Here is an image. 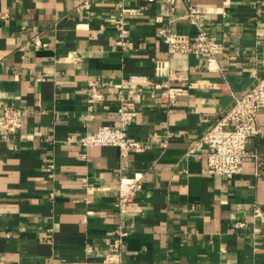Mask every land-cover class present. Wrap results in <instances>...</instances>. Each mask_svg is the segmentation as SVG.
<instances>
[{"label":"crops","instance_id":"crops-1","mask_svg":"<svg viewBox=\"0 0 264 264\" xmlns=\"http://www.w3.org/2000/svg\"><path fill=\"white\" fill-rule=\"evenodd\" d=\"M192 1L224 43L211 68L168 53L162 28L196 30L170 23L167 0H0V107L24 110L17 133L0 130V264H110L117 185L139 173L121 264H264V108L249 142L259 159L241 174H210L205 149L192 153L264 81V0ZM160 82L180 92L161 96ZM120 107L137 112L129 135L143 150L69 140L117 126Z\"/></svg>","mask_w":264,"mask_h":264},{"label":"built area","instance_id":"built-area-1","mask_svg":"<svg viewBox=\"0 0 264 264\" xmlns=\"http://www.w3.org/2000/svg\"><path fill=\"white\" fill-rule=\"evenodd\" d=\"M92 0H83L81 8H88ZM123 1V0H119ZM155 2L156 0H149ZM185 10L176 13L175 7L178 0H167L169 5L170 23L177 20H187L195 27V34L175 32L172 27L162 28L159 33L168 46V53H194L207 57L208 67L211 68L219 54L224 51L221 37L212 32L208 27L209 15L193 3L192 0H182ZM162 20L161 17H158ZM121 35L125 32V23L117 22ZM147 78L130 75V83L144 82ZM96 82H91L90 94L93 100L103 99V94L97 89ZM157 88H164L161 96L169 94L174 96L179 89L171 88L167 82L156 84ZM93 107V103L90 108ZM264 108V81H258L246 91L235 96L231 107L214 123L196 142L192 153L205 149L207 172L233 178L243 172L248 162H256L259 154L249 147L250 140L260 133L259 115ZM2 119L0 130L4 134L13 135L22 126L24 110L12 104L0 107ZM120 122L117 126L102 125L95 132L86 133L79 137L71 136L69 140L75 141L83 147L92 145L117 146L121 155L127 156L132 151H141L144 146L140 140L129 135V127L137 112L131 108L120 107ZM144 174L139 173L133 178H121L117 185V199L115 206L119 221L113 228V243L105 256L110 264H121L129 230L124 225V218L129 213L131 205L135 203L136 192L142 187ZM254 216L264 218V211L260 207L254 209ZM243 225V224H242Z\"/></svg>","mask_w":264,"mask_h":264}]
</instances>
